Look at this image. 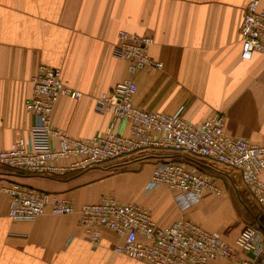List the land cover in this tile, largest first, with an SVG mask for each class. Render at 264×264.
<instances>
[{
  "label": "crops",
  "instance_id": "crops-1",
  "mask_svg": "<svg viewBox=\"0 0 264 264\" xmlns=\"http://www.w3.org/2000/svg\"><path fill=\"white\" fill-rule=\"evenodd\" d=\"M252 1L0 0V151L29 138L35 118L25 103L39 65L59 69L65 86L81 93L78 99L58 100L51 116L55 129L77 140L108 133L111 116L96 112L94 105L101 94L129 78L127 63L112 53L120 31L152 38L150 55L163 64L159 72L133 75L137 108L179 114L191 123L221 114L226 135L264 147V56L240 58L239 28ZM257 1L263 9L264 0ZM127 130L125 122L115 127L119 134ZM168 160L214 178L221 194L196 201L163 186L145 193L153 166ZM260 179L264 183V172ZM13 183L57 195L76 211L107 196L136 203L159 227L183 218L222 235L229 244L246 219L241 201L237 206L231 197L244 186L239 174L200 157L145 150L62 176L28 175L0 165V264H147L114 252L121 239L107 229L99 231L94 247L78 225L77 212L11 220L2 188ZM250 198L258 219L264 204ZM208 264L236 263L216 259Z\"/></svg>",
  "mask_w": 264,
  "mask_h": 264
},
{
  "label": "built area",
  "instance_id": "built-area-1",
  "mask_svg": "<svg viewBox=\"0 0 264 264\" xmlns=\"http://www.w3.org/2000/svg\"><path fill=\"white\" fill-rule=\"evenodd\" d=\"M240 58L250 60L254 54L264 56V8L257 0L246 7L239 28ZM153 40L120 31L113 56L127 63L129 78L118 82L95 101L98 113L111 116L109 132L88 140L71 138L51 125L54 107L61 97L78 99L81 93L65 86L59 69L39 65L32 77V94L25 109L35 118L28 140L18 139L0 151V165L35 176H62L80 172L107 162L143 152L159 150L200 157L239 174L247 192L258 204H264V147L224 133V118L215 114L191 123L179 114L167 115L137 108L133 96L137 85L132 77L137 71L159 72L163 64L149 52ZM125 122L127 134L115 132ZM59 161H69L57 165ZM166 187L172 192L201 200L206 194L220 195L221 188L212 177L190 169L179 161H160L151 171L145 193ZM8 196V217L13 221H33L45 215L65 216L78 213V225L86 230L94 247L100 230L115 233L120 244L113 250L129 259L147 264H208L216 259L236 264H264V234L256 227L241 230L232 244L222 235L203 230L199 225L179 219L167 227L157 226L150 213L136 203H122L107 196L97 203L73 204L57 195L13 183L2 188ZM239 254H249L241 259Z\"/></svg>",
  "mask_w": 264,
  "mask_h": 264
},
{
  "label": "rangeland",
  "instance_id": "rangeland-1",
  "mask_svg": "<svg viewBox=\"0 0 264 264\" xmlns=\"http://www.w3.org/2000/svg\"><path fill=\"white\" fill-rule=\"evenodd\" d=\"M231 193H232L231 197L234 198L235 204L236 205L238 204L237 199H239L244 206V210L243 211L241 210V214L244 213L246 216L243 228H246L249 226L256 227L257 226V215L255 213L253 214V210L251 208V203H250L251 198H250V195H248L246 188L243 186L241 189L232 191Z\"/></svg>",
  "mask_w": 264,
  "mask_h": 264
},
{
  "label": "water",
  "instance_id": "water-1",
  "mask_svg": "<svg viewBox=\"0 0 264 264\" xmlns=\"http://www.w3.org/2000/svg\"><path fill=\"white\" fill-rule=\"evenodd\" d=\"M257 225L258 228L263 232L264 234V215H260L257 219Z\"/></svg>",
  "mask_w": 264,
  "mask_h": 264
}]
</instances>
